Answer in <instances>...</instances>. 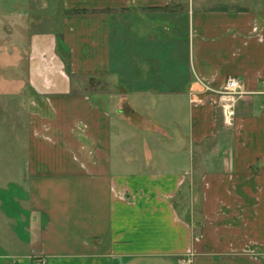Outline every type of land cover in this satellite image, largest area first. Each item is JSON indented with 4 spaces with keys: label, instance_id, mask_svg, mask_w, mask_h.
<instances>
[{
    "label": "crops",
    "instance_id": "crops-1",
    "mask_svg": "<svg viewBox=\"0 0 264 264\" xmlns=\"http://www.w3.org/2000/svg\"><path fill=\"white\" fill-rule=\"evenodd\" d=\"M6 40L27 161L0 264H264V0H0Z\"/></svg>",
    "mask_w": 264,
    "mask_h": 264
},
{
    "label": "rangeland",
    "instance_id": "rangeland-1",
    "mask_svg": "<svg viewBox=\"0 0 264 264\" xmlns=\"http://www.w3.org/2000/svg\"><path fill=\"white\" fill-rule=\"evenodd\" d=\"M15 43L13 40L0 41V48L5 46L6 49H12ZM10 57L13 59V56ZM2 58L7 59L8 57H1L0 60H3ZM7 61L10 64L11 60L7 59ZM7 75L12 78L14 74L9 72ZM21 75L24 77L25 74L21 73ZM103 90L105 89L102 88L101 91ZM14 98L16 99L12 95L0 94V197L4 196L3 204L5 210V213H3L2 208L0 211V242L2 244L17 242L15 235L17 232H13V229L18 222L14 218L12 193L15 188L14 183L24 173L27 161V144L26 137L24 138L25 131L23 130L24 114H21L18 119H14V113L17 109ZM6 215L9 217H5Z\"/></svg>",
    "mask_w": 264,
    "mask_h": 264
},
{
    "label": "built area",
    "instance_id": "built-area-1",
    "mask_svg": "<svg viewBox=\"0 0 264 264\" xmlns=\"http://www.w3.org/2000/svg\"><path fill=\"white\" fill-rule=\"evenodd\" d=\"M204 88L207 92L222 96L241 97L247 94L244 84L236 77L229 78L226 82L225 88L222 90H215L206 85H204ZM225 114L227 123H230L233 116V111H231L228 106L225 108ZM182 264H192V261L183 260Z\"/></svg>",
    "mask_w": 264,
    "mask_h": 264
}]
</instances>
